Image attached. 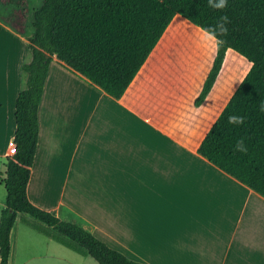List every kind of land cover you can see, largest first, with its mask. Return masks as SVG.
<instances>
[{"label":"crops","instance_id":"1","mask_svg":"<svg viewBox=\"0 0 264 264\" xmlns=\"http://www.w3.org/2000/svg\"><path fill=\"white\" fill-rule=\"evenodd\" d=\"M32 34L21 36L0 22V169L5 172ZM183 34L197 43L190 56L176 44ZM215 48L216 40L176 18L121 99L55 57L38 111L39 141L27 187L31 203L82 225L141 264H264V197L198 153L242 82L222 85L223 67L196 106L212 68L202 67L203 61ZM179 67L185 68L178 72ZM29 221L19 216L12 229L9 264H98Z\"/></svg>","mask_w":264,"mask_h":264},{"label":"trees","instance_id":"2","mask_svg":"<svg viewBox=\"0 0 264 264\" xmlns=\"http://www.w3.org/2000/svg\"><path fill=\"white\" fill-rule=\"evenodd\" d=\"M34 11L30 60L22 66L24 87L16 101V153L7 159L6 208L0 216V264H9L11 232L25 216L32 228L98 264H141L107 246L82 225L61 220L28 198L39 141L38 111L50 64L59 60L109 96L121 99L166 31L181 16L201 28L215 26L222 15L228 33L216 40V55L200 95V106L213 89L226 54L235 51L251 68L201 143L198 153L243 185L264 197V0H228L224 10L207 0H42ZM14 9L0 22L21 36L27 34L29 0H0ZM230 115L245 118L235 126ZM244 138L247 154L235 151Z\"/></svg>","mask_w":264,"mask_h":264},{"label":"rangeland","instance_id":"3","mask_svg":"<svg viewBox=\"0 0 264 264\" xmlns=\"http://www.w3.org/2000/svg\"><path fill=\"white\" fill-rule=\"evenodd\" d=\"M42 3H43L42 0H29V15H28V23H27L28 33L32 32V31L34 32V28H33L34 11L39 9L42 6ZM0 5L3 9L0 11L2 14H7V13H9V11H11L12 9L15 8V6H12V5L4 6L1 4V2H0ZM176 18H182V17L177 16ZM191 34H193V33L191 32ZM176 44L178 45V49L180 48L181 52H184L185 54H189V56H190L196 50L195 46L197 43H196L193 35L183 34V35H181V38L176 41ZM180 51H179V53H180ZM152 54H151V56H152ZM215 55H216V48L214 49L213 52L210 51L209 56H206L205 60L203 61L202 67H209V65H211L210 67H212ZM149 59L146 62V64L149 63ZM146 64H145V66H146ZM223 67L225 70L221 76L222 85H223V83H225V84L231 83V87H234L237 84V81L239 82L240 79H242V81H243V79L245 78V76L249 72L251 65L249 64V62L244 57H242L241 55L237 54L235 51L232 50V53H230L228 55V57L226 58V61H225V64ZM184 68L185 67H179L178 72H182ZM5 173H6L5 169L3 167H1V169H0V180L5 178ZM0 186L2 187V188H0L1 189L0 190V200H1V198L3 197V193L5 194L6 190L4 189V186H2L1 182H0Z\"/></svg>","mask_w":264,"mask_h":264},{"label":"clouds","instance_id":"4","mask_svg":"<svg viewBox=\"0 0 264 264\" xmlns=\"http://www.w3.org/2000/svg\"><path fill=\"white\" fill-rule=\"evenodd\" d=\"M228 0H207V6L214 10H224L227 7ZM230 23L227 15H222L215 26L209 28H201L200 31L204 36L211 37L213 40H219L220 43L224 41L220 39L223 36H226L228 29L226 25ZM264 113V102L260 103V109ZM228 123L235 126H241L245 123V118L238 115H230L228 117ZM235 151L247 154L248 148L245 143L244 138H241L236 141Z\"/></svg>","mask_w":264,"mask_h":264},{"label":"built area","instance_id":"5","mask_svg":"<svg viewBox=\"0 0 264 264\" xmlns=\"http://www.w3.org/2000/svg\"><path fill=\"white\" fill-rule=\"evenodd\" d=\"M15 153H16V150H15V148L13 147V148L10 149V151H9V153H8V156H9V157H13V156L15 155Z\"/></svg>","mask_w":264,"mask_h":264}]
</instances>
